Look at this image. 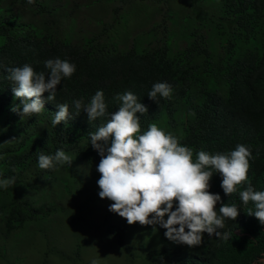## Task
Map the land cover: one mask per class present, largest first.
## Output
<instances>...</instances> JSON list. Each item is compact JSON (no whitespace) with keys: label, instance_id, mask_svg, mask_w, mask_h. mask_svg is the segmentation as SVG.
Wrapping results in <instances>:
<instances>
[{"label":"trees","instance_id":"1","mask_svg":"<svg viewBox=\"0 0 264 264\" xmlns=\"http://www.w3.org/2000/svg\"><path fill=\"white\" fill-rule=\"evenodd\" d=\"M145 1L0 0V180L15 178L14 185L0 187V236L38 212L19 191L28 180L55 171L67 179L69 164L42 170L39 153L62 149L72 161L98 165L89 133L108 117L89 122L74 107L78 99L87 105L98 90L109 114L118 110V94L133 92L148 108L137 113V135L156 124L189 147L193 161L201 150L229 153L244 144L252 153L249 182L264 191V0H186L188 8L172 19L169 8L160 13L152 0ZM55 58L76 66L56 86L55 99L48 100L46 91L39 114L12 112L21 100L6 70L29 64L48 79L45 61ZM157 82L172 88L171 97H158V104L147 96ZM59 104L69 106V116L53 126ZM221 181L214 172L209 191L239 208L236 220L225 219L217 229L221 237L205 232L202 244L190 248L169 240L159 226L162 244L147 264H261L264 224L247 214L254 204L239 197L247 184L229 196Z\"/></svg>","mask_w":264,"mask_h":264},{"label":"clouds","instance_id":"2","mask_svg":"<svg viewBox=\"0 0 264 264\" xmlns=\"http://www.w3.org/2000/svg\"><path fill=\"white\" fill-rule=\"evenodd\" d=\"M45 67L49 70L48 79L29 64L6 70L14 85V97L21 100V104L11 106L12 112L21 117L39 114L44 109L42 94L47 91L48 100H54L56 86L62 78H71L76 71L75 64L60 58L46 60ZM171 92L170 84L157 82L147 96L158 104V97L170 98ZM115 99L119 107L110 114L102 90H98L87 105L79 99L74 101L77 114L83 109L89 122L108 117L89 135L91 146L101 157L96 166L100 173L99 197L112 201L109 211L125 218L129 225L137 222L142 226L159 225L166 229L164 235L169 240L190 248L199 246L203 233L221 237L217 229L224 228L225 219L236 220L239 215L236 204L229 205L221 200L219 193L209 191L213 173L217 172L222 176L225 195L231 196L237 192V186L247 184L239 192L240 200L243 204L252 202L255 210L249 209L247 214L264 224V191L254 190L249 182L252 153L247 146L238 144L229 153L209 154L201 150L193 161V151L156 124H150L137 135L141 129L137 113H147L148 108L138 102L133 92L118 94ZM57 106L59 110L51 121L53 126L67 121L69 116L67 104ZM65 163L71 165L73 161L62 149H57L54 155L38 154V166L42 170ZM14 184L15 178L0 180V187L4 189ZM223 238L227 239V233ZM91 264L97 262L93 260Z\"/></svg>","mask_w":264,"mask_h":264},{"label":"rangeland","instance_id":"3","mask_svg":"<svg viewBox=\"0 0 264 264\" xmlns=\"http://www.w3.org/2000/svg\"><path fill=\"white\" fill-rule=\"evenodd\" d=\"M152 1L160 13L169 8L171 19L188 8L186 0ZM96 166L73 161L64 169L67 179L62 180V173L55 171L28 180L19 191L38 212L14 232L0 236V264L150 261L162 244L159 225H129L125 218L109 211L112 201L99 197ZM260 263L264 264V258Z\"/></svg>","mask_w":264,"mask_h":264}]
</instances>
